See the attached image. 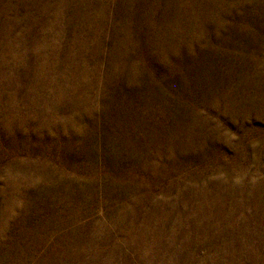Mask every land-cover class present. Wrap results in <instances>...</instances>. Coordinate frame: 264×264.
Returning <instances> with one entry per match:
<instances>
[{
  "label": "rangeland",
  "instance_id": "rangeland-1",
  "mask_svg": "<svg viewBox=\"0 0 264 264\" xmlns=\"http://www.w3.org/2000/svg\"><path fill=\"white\" fill-rule=\"evenodd\" d=\"M0 264H264V0H0Z\"/></svg>",
  "mask_w": 264,
  "mask_h": 264
}]
</instances>
